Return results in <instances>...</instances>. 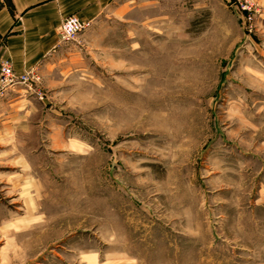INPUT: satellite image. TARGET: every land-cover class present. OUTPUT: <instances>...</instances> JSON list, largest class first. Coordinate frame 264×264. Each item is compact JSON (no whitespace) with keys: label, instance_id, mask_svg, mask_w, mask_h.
Returning <instances> with one entry per match:
<instances>
[{"label":"rangeland","instance_id":"obj_1","mask_svg":"<svg viewBox=\"0 0 264 264\" xmlns=\"http://www.w3.org/2000/svg\"><path fill=\"white\" fill-rule=\"evenodd\" d=\"M254 2L116 0L0 96V264H264Z\"/></svg>","mask_w":264,"mask_h":264},{"label":"crops","instance_id":"obj_2","mask_svg":"<svg viewBox=\"0 0 264 264\" xmlns=\"http://www.w3.org/2000/svg\"><path fill=\"white\" fill-rule=\"evenodd\" d=\"M116 0H0V67L8 60L18 76L38 68L60 45L63 20L94 22Z\"/></svg>","mask_w":264,"mask_h":264},{"label":"built area","instance_id":"obj_3","mask_svg":"<svg viewBox=\"0 0 264 264\" xmlns=\"http://www.w3.org/2000/svg\"><path fill=\"white\" fill-rule=\"evenodd\" d=\"M235 5L238 6L243 12L248 13V21H252L253 12L256 11L254 0H232ZM92 22L81 20L75 15L66 17L59 28V41L61 43H68L73 41L75 37L89 29ZM34 72H26L25 74L18 76L10 61L5 60L1 63L0 67V96H2L8 89L20 85L27 84L31 81V78H35Z\"/></svg>","mask_w":264,"mask_h":264}]
</instances>
